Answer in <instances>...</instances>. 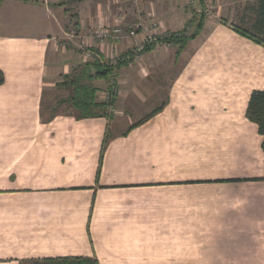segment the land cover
<instances>
[{
	"label": "crops",
	"instance_id": "1",
	"mask_svg": "<svg viewBox=\"0 0 264 264\" xmlns=\"http://www.w3.org/2000/svg\"><path fill=\"white\" fill-rule=\"evenodd\" d=\"M63 2L0 0V264H264V136L246 116L264 90V44L236 29L249 8L235 25L204 20L165 83L157 77L173 51L138 43L152 21L149 33L183 30L187 0H103L81 10L73 32ZM196 3L198 12L211 0ZM115 23L119 40L91 34ZM90 51L126 61L92 82L99 101L115 83L112 120L77 118L70 103L65 80Z\"/></svg>",
	"mask_w": 264,
	"mask_h": 264
},
{
	"label": "trees",
	"instance_id": "2",
	"mask_svg": "<svg viewBox=\"0 0 264 264\" xmlns=\"http://www.w3.org/2000/svg\"><path fill=\"white\" fill-rule=\"evenodd\" d=\"M201 3L204 0H199ZM260 6L257 13V20L253 25V29L256 31V36L250 35L246 29L236 28L242 35L254 39L256 42L264 44V0H259ZM202 15H195L192 19L187 21L186 27L177 32L166 35L163 40L169 44L176 45L178 50L181 51L187 45V42L194 39L196 35L201 31L203 27ZM192 28L193 32L189 36L186 35V29ZM153 46L152 44L145 45L139 52L144 51L147 47ZM126 61H121L116 64H103L99 60H95L86 64H83L76 68L73 73L65 80L69 86H71L70 103L77 113V118H91V117H105L111 119V115L108 114L107 108L113 106V97L110 94L108 100L103 99L99 101L96 99L97 88L93 87L92 82L97 79H109L113 77L116 69L121 67ZM3 81V75L0 71V84ZM65 82V83H66ZM113 85V84H111ZM112 87V86H108ZM113 88V87H112ZM111 88V89H112ZM161 109L155 108L154 112ZM247 118L254 122L258 126L259 134L264 136V90H257L251 93L248 107L246 110ZM149 116L139 121L141 123L148 119ZM137 123V124H138ZM136 124V125H137ZM135 126V125H134ZM107 140L103 143L105 148ZM262 150L264 153V139L262 141ZM19 264H99L94 257H64V258H48L42 260H26L21 261Z\"/></svg>",
	"mask_w": 264,
	"mask_h": 264
},
{
	"label": "rangeland",
	"instance_id": "3",
	"mask_svg": "<svg viewBox=\"0 0 264 264\" xmlns=\"http://www.w3.org/2000/svg\"><path fill=\"white\" fill-rule=\"evenodd\" d=\"M63 4L62 6H64L65 8V11L67 12V19H65V28L68 29L70 28L71 31L73 32L74 30V27H75V23L77 22V20L79 19L78 15L79 13L81 12V10L85 7L88 10H91L92 9V6L94 4V7H96L97 5L100 6L101 3L103 2V0H82V1H79L81 3V5H75L72 3L71 0H63ZM101 1V3H100ZM93 2V3H92ZM190 0H187V7L188 9L190 10L189 12V15L190 19H192L195 15H202V18L204 20H209L211 22H214V21H217V22H220V20H225V19H230V24L232 25H235L234 24V21L235 19L234 16H241V10L243 9H246V8H249V10H247V13H244L242 14L243 15V29H246L247 31L251 32V33H256L255 30L253 28H251V23L253 21L252 19V16H251V9H254V10H257L258 6H259V0H211V3H209L205 8L204 10H201V11H198V12H195L194 9L192 10L193 7L195 8H199L198 7V4L196 3L195 4V0H192V2L189 4ZM60 9L56 8L55 10H62V7L61 6H58ZM185 7V8H187ZM118 10V9H117ZM243 13V12H242ZM65 14V13H64ZM74 14L77 15V18H76V15L74 16ZM226 16V17H225ZM224 18V19H223ZM249 19H250V22H249ZM76 20V22H75ZM252 20V21H251ZM226 22H228L227 20H225ZM75 22V23H74ZM249 22V23H248ZM229 23V22H228ZM77 24V23H76ZM152 24H159L158 22H155V21H152L146 25H144L145 27H147L145 29V32H149L150 30H153L152 28H157L155 26H153ZM255 24V21H253L252 25ZM152 25V26H151ZM119 25H117V23L115 24H111L109 25L108 27L107 26H104V27H100V28H97V29H92L91 30V34L92 35H100L98 38L100 39L101 38V41H103L104 39H108V37L110 36H103V30L104 29H107L106 31L110 30H113V28H118ZM152 27V28H149V27ZM160 27V25H159ZM76 29V27H75ZM133 29H138V27H134ZM142 29V27H141ZM202 30V29H201ZM98 31V32H97ZM151 32H154V31H151ZM191 32H193V29L192 28H187L186 29V35L189 36L191 34ZM113 33V32H112ZM114 34V33H113ZM153 35H155V42H151V43H146V42H142V40L140 41V43L142 44H152V45H167L170 47L169 51L172 50V55L170 57V63L165 65V68L164 70H162L163 72L157 77V80L159 79L160 80V76L162 77L161 80H163L165 83H167L166 80L168 79H171V77L173 76H176L178 75L179 71L181 70V68L183 67L184 63L187 61V59L189 58V56L191 55V52L192 50L194 49V45L191 44V40L187 42V45L185 46L184 49H182L181 51L178 50V47L176 45H173V44H169L167 42H164L163 38L167 35H169V33L165 34V35H159V34H155V33H151ZM199 34V33H198ZM197 34V35H198ZM74 35H75V32L74 34L70 35V37L74 38ZM196 35V37H197ZM129 36V35H128ZM256 36V35H255ZM93 37V36H92ZM113 39L115 38L113 35L111 36ZM195 37V38H196ZM128 38H131L130 36ZM133 38V37H132ZM194 38V39H195ZM135 39V38H134ZM193 39V40H194ZM74 40V39H73ZM116 41V40H114ZM139 44V43H138ZM84 49V50H83ZM65 50H67L65 48ZM79 50H83V52H87L86 50H88V48H84V47H80ZM89 51V50H88ZM169 51H166L169 53ZM67 52V51H66ZM91 52V51H90ZM92 53V52H91ZM86 54V53H85ZM93 55H95V57H93V61L95 60H99L101 63L103 64H116V63H119L121 62L122 58L121 57H114L112 59H107V61H102L100 58H96V53H92ZM170 54V53H169ZM133 58H134V62L135 61H140L141 58H140V55L136 56L137 53L136 52H133ZM115 76V74L113 75ZM113 78L110 77V81L112 80ZM158 80V81H159ZM115 85V83H114ZM114 85H111L109 84L108 86H112L111 88L110 87H107L105 88L104 92H102V94L105 96L106 94H112V96L114 95L115 93V88H114ZM165 86L162 85V87L160 88L161 90V93H162V96H164L165 92H166V89L164 88ZM99 95V94H98ZM163 99H161L159 102H152L150 104H153V107L156 106V104L160 105L162 103ZM164 103V102H163ZM152 107V108H153ZM113 109V106L112 107H108L107 108V112L108 114L112 115L113 114V111L111 110ZM150 110H153L151 108H146V109H142V112H146V111H150ZM138 114H141V113H138ZM137 116V115H136ZM139 116H142V115H138ZM144 117V116H143ZM142 117V118H143ZM135 118V117H134ZM133 118V119H134ZM112 119H113V116H112ZM111 119V120H112ZM120 119V118H119ZM125 120H126V117H125ZM120 124H123V123H120Z\"/></svg>",
	"mask_w": 264,
	"mask_h": 264
},
{
	"label": "built area",
	"instance_id": "4",
	"mask_svg": "<svg viewBox=\"0 0 264 264\" xmlns=\"http://www.w3.org/2000/svg\"><path fill=\"white\" fill-rule=\"evenodd\" d=\"M191 2H192V0H190L189 4ZM152 25L155 26V27H158L157 24H155V25L152 24ZM146 28L147 27H143L144 32H145ZM109 32L110 31H104L102 35L105 36V37L113 35L115 37L114 40H119L121 38V30L119 28H113V30H111V33L113 32L114 34L112 33V35ZM129 35L133 36V37L136 36V34L134 33V30H131L129 32ZM99 36H101V34ZM155 41H157V40H155V35H153V34H151L149 32L144 34L142 42L151 43V42H155ZM144 46H145V44L139 43L138 47H137V52H139ZM136 56H138V54ZM109 96H110L109 94H106L105 96L103 95V99L108 100ZM111 110L113 111V109H111Z\"/></svg>",
	"mask_w": 264,
	"mask_h": 264
}]
</instances>
